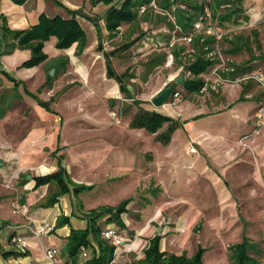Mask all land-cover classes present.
Segmentation results:
<instances>
[{
  "label": "rangeland",
  "instance_id": "obj_1",
  "mask_svg": "<svg viewBox=\"0 0 264 264\" xmlns=\"http://www.w3.org/2000/svg\"><path fill=\"white\" fill-rule=\"evenodd\" d=\"M88 2L91 1L88 0ZM116 2L117 0H113L109 3L100 2L92 5L95 7L92 11L98 16L103 15L102 19L93 17L97 29L101 26V21L105 25L104 14ZM83 4H85V0H80L78 10L89 15L85 10L87 8L91 9L90 3L85 4V6ZM143 26L145 30L148 27L145 24ZM256 26H259L261 30L259 34L261 42L260 52L264 53V19ZM251 28L252 26H249L245 30H250ZM150 29L151 26L148 30ZM98 30L100 31V29ZM240 30H244L243 27L238 28L237 32ZM87 34L89 40L92 41L93 36L89 32ZM161 34L165 36L163 33ZM118 35L121 34L119 33ZM134 36L135 34L132 35V37ZM132 37L128 38L131 39ZM117 38L114 40H109L108 38L109 42L105 38L104 42L101 43L102 50H97L96 43L93 47L89 48L86 55L82 56L80 63L82 64V61L86 62L80 69L71 66L68 58V63L62 71L64 75L69 76L71 73L72 76H59L58 81L62 87L58 93L65 92L69 86H73L63 96L59 97L56 93L53 94V91H51V95L46 96L45 93H40V87L32 92L33 94L30 98L34 103L31 110L32 116L28 118L29 114L27 113L26 118L18 120L15 133L20 135L21 139L17 140V142L23 140V133H25L27 126L31 124L42 125L44 121L55 122L57 126L56 133L58 134L56 136L57 145L55 148L59 151L63 150L64 157L60 156V159L64 165L65 176L67 178H70L78 186H88L84 182H76L72 179L76 176V168H86L88 170L89 167L100 166V169L97 170L98 173L95 171L91 176V179L97 182V184H91L93 187L77 192L73 187H70L67 192L63 193L68 194L65 196L63 204H67L70 207L74 206L75 208V204L85 203V206L97 208L99 206H115L122 200L127 199L126 197H131L126 205L128 213L127 215H122V220L125 222L124 228H120L115 223L105 224L104 218L98 220L101 229L107 227L106 225L115 226L118 235L124 240L122 245L116 246L115 256L118 258L117 260L120 259V262L116 263V260L115 264H133V260L143 256V250L155 235H160L161 248L167 253H174V251L178 252L183 249H197L198 244H202L201 247H205L202 253V262L204 264H229L228 245L239 242L243 233L254 243L250 254L257 258L261 264H264V155L260 156V152L253 149V146L264 144V127H262L259 134H256L260 139L255 142L251 140L250 143L246 139L248 137H240L239 144L234 146L235 148L232 147L231 151L228 150L237 157L226 162L225 168L215 169L222 176L226 184L224 189H222L221 183H219L221 188L216 184L217 180L206 182V178L191 179V176L185 180L190 183V186L176 188L172 192L163 191L153 180L149 182L147 176L141 178V182L135 192H131L133 190L134 180L132 179L135 177L134 175L131 178H125V182L123 181L124 178L110 181L108 175L112 172H108L107 175V165L104 163L107 160V157H105L106 153L96 150L104 146L99 139L109 136L107 124L123 127L127 123V119L131 117L129 120L131 121L133 115L138 110L155 109L160 113L178 118L180 122L184 123L183 127L187 130L185 122L186 125H191V119H189L190 112L189 107L187 110L183 109V107L190 105L194 107V102L208 104L211 107L212 104L210 102L217 100L220 90L218 88L217 91L210 90L205 93L192 94L191 97L185 99V90L182 88V82H176V79L182 73V70H179L181 65L175 64L172 67L160 66L156 68L151 73H148L147 80L143 81L142 75L145 73L143 63L146 61V57L143 55L146 53L139 51L141 45L139 46L136 43L128 49L119 50L112 56V63L118 72L131 68V72L136 76L133 79L136 86L134 90L131 89V92L134 98L139 99V103L135 104L123 92L120 95L115 94V97H112L113 103L111 102L112 104L110 105L108 103L107 107V91L105 90L107 69L102 52H107L128 39L125 37ZM144 52H147V50H144ZM260 52L259 50H254L256 55L261 54ZM80 54H77L75 49L73 55L77 57ZM248 58L249 54L242 51L236 56V61L240 62ZM252 64H254L255 71L258 70L259 73L264 75V56L256 58ZM50 72V75H54V80L58 74V70H55L53 73ZM74 73H78V75H73ZM72 78L74 79L70 80ZM173 82L175 83L174 91L178 90L182 95L181 102L174 106L169 104L155 106L152 104L151 99L165 87H171V83ZM35 83L36 81L34 80V83L30 85H34ZM50 83L52 84V80ZM231 83L236 84L232 87L233 89L241 87V91V84H249L250 88L248 92L251 94L256 93L257 96L261 95L257 99L256 111L264 103V93H261L259 84L255 80L249 79L248 81H238L237 83L233 80ZM228 86H225V90L229 88ZM108 100L110 101L111 99L109 98ZM171 100L172 95L165 103ZM40 101L47 104V107L42 106L39 103ZM20 108L25 109L26 105ZM219 108L222 110L224 107L220 106ZM112 110L116 111L120 119L119 122H116L111 117L110 112ZM39 112L44 113L41 118L39 117ZM226 112L229 114L228 110ZM211 114H214V112ZM255 120L256 117H254V123ZM207 128L209 130H219L223 133L227 132L224 125L218 124L217 119H213ZM132 137L135 138L134 135L128 132L127 142L129 144L134 139ZM0 141L1 143L4 141L1 134ZM1 143L0 149L2 150ZM61 143L65 144L66 148L61 147L63 146ZM191 143H189V146ZM151 145L149 141L146 147L151 148ZM192 145L196 147L195 144L192 143ZM87 148H90L91 152L78 155V152H85ZM261 149H264V146ZM95 151L99 152L96 153ZM185 157L189 159V157ZM80 159L83 160L81 161ZM8 161V159L4 158L3 163H7ZM123 162L127 163L128 161L124 158ZM163 171L166 172V170ZM212 178H215V176ZM80 198L82 199V203L79 200ZM132 202L133 204H131ZM141 219L143 222L142 227L135 228L133 225ZM43 223L48 222L44 221ZM85 228L86 226L83 229ZM176 234L178 235L177 240L170 243V240ZM173 244L176 247L171 248L170 245L172 246ZM183 253L190 257L195 252L188 253L184 251ZM90 254L91 251L89 250L87 255L90 257ZM79 261L85 263L81 257Z\"/></svg>",
  "mask_w": 264,
  "mask_h": 264
},
{
  "label": "crops",
  "instance_id": "obj_2",
  "mask_svg": "<svg viewBox=\"0 0 264 264\" xmlns=\"http://www.w3.org/2000/svg\"><path fill=\"white\" fill-rule=\"evenodd\" d=\"M79 3L80 0H26L23 4H17L12 0H0V15L6 17L7 23L12 29H25L36 24L41 13L51 17L55 15L66 17L68 15L65 8L71 11H77L79 9ZM87 3H90L91 9L87 8L85 11L89 15L83 13L76 15V19L84 29L87 38L85 48L77 57L73 55L76 44H73L68 49L61 50L55 47V38H51L45 43L44 50L48 54V58L42 64L32 68L21 67L20 64L29 58L30 51L28 49L16 48L10 53H2L3 40L0 29V112H3V115L0 116V134L4 140L2 143L0 141L3 147L2 150L0 149V220L7 224V226L0 228V264H45L43 261V253L46 248L57 249L60 255L58 264H64L66 257V237L69 235L71 229H83L88 224L85 213L93 209V207L85 206V203L75 204V208L74 206L70 207L67 204H63V200L68 194H60L57 196V201L53 205H40L47 197V194L49 195L56 190V186L54 183H49L35 187L34 177L55 171L58 167L59 160H61L60 158L64 157L63 150L59 151L55 148L57 145L56 136H58L55 122L44 121L42 125L31 124L27 126L21 142H17L21 137L15 133L18 120L26 118L27 113L29 114L28 118L32 116L31 110L34 106V103L30 100L33 94L32 92L40 87L41 94L45 93L48 96L53 91V94L56 93V95L61 97L73 86H69L65 92L58 93L62 87L58 81L59 76H72L70 72L69 76L64 75L62 70H58V74L52 80L51 85L46 84L47 74H49L51 69H53V72L55 71L54 67L50 68V64L54 59L57 60L63 54L67 55L70 65L80 69L86 62L82 61V64L80 63L82 56L86 55L89 48L93 47L96 43L98 50V42L103 43L105 38L109 42L108 32L103 22H100L101 26L98 27L100 29L99 31L93 19V17L102 19L103 15L98 16L92 11V9H95L92 6L94 4L85 0V4ZM262 4H264V0H243L244 13L248 16L247 22L250 26H255L256 22L264 19V5ZM87 32L93 36L92 41L89 40ZM157 41L160 42L161 40L154 35L142 38L140 42H137V45H141L139 51L150 48ZM73 75H78V73H74ZM34 80L36 83L30 85L34 83ZM106 81L105 90L107 91L108 107V103L109 105L113 103L112 97H115V94H122L123 91L120 89L117 81L108 77V75ZM226 85H229V88L225 90ZM235 85V83L224 84L220 88L217 100L210 102L212 104L211 107L201 102H194V107L190 104V106L183 107L185 110L189 107L191 125H186L185 122L189 133L183 127L184 123L174 117L182 125L175 129L167 144H162L155 138V134L148 133L143 128L129 127L128 124L131 117L127 119V123L123 127L107 124V133H109V136L99 139L104 146L96 150H99L101 153H106L105 157H107V160L104 163L107 165V175L108 172H112L108 175L110 181L117 178H124L123 181L125 182V178H131L134 175L135 177L132 179L134 180L133 190L131 192H135L141 182V178L147 176L149 182L153 180L163 191L167 190L172 192L176 188L190 186V183L185 180L191 176V179L206 178V182L217 180L216 184L219 185L221 183L222 189H224L226 184L222 176L215 169L225 168L226 162L237 157L228 150L231 151L232 147L237 146L239 144V138L249 135L255 127L254 113L258 99L256 93L251 94L250 92L245 95V99H239L241 87L233 89L232 87ZM129 89H131V86ZM260 91L264 93L261 87ZM109 98L111 99L110 101L108 100ZM24 105H26V108L21 109L20 107ZM220 106H223L225 109L220 110ZM227 110L229 114H227ZM213 112L214 114H211ZM43 115V112H39L40 118ZM213 119H217L218 124L224 125L227 132L223 133L215 129L209 130L207 128L208 124ZM128 132L135 136V138L132 137L134 139L131 140L130 144L127 142ZM247 137L246 139L250 143L251 140L255 142L260 139L259 136L253 134ZM149 141L152 144L151 148L146 147ZM191 142L196 145L195 153L188 151V146ZM61 145H63L61 147L66 148L65 144L61 143ZM262 146L264 144L253 146L254 151L260 152V156L264 155V149H261ZM99 151L95 152L97 153ZM87 152H91L90 148H87L85 152H78V155ZM185 156L189 157V159ZM4 158L9 161L3 163ZM124 158L128 161L127 163L123 162ZM80 160L82 161L83 159ZM133 162L135 163L133 164ZM61 165L64 167L63 163ZM99 169L100 166L89 167L88 170L86 168H76L77 177L74 176L72 179L76 182L96 185L97 182L93 181L91 176L95 171L98 173L97 170ZM163 170H166V172ZM213 176L215 178H212ZM219 187L221 188L220 185ZM79 200L82 203V199L80 198ZM16 207L27 208L26 215L16 212ZM127 213L128 207L127 211L123 214L127 215ZM25 216L30 217L34 223L47 221L52 226V230L48 234L35 238L23 227L27 222ZM61 216L67 217L68 222L55 227L58 218ZM142 225L143 222L141 219L136 221L133 226L139 228ZM15 232H19L25 236L27 243L25 252H20L16 245L10 241V236ZM177 237L178 235L176 234L170 240V243L176 241ZM170 247L176 246L173 244ZM161 250L163 249L161 248ZM195 250L194 248L183 249L178 252L174 251V253L181 254L184 251L192 253ZM86 252L89 253V249ZM40 256H42L41 259ZM80 257L83 261H86L89 255L83 257L80 254ZM79 264L85 263L79 261Z\"/></svg>",
  "mask_w": 264,
  "mask_h": 264
},
{
  "label": "trees",
  "instance_id": "obj_3",
  "mask_svg": "<svg viewBox=\"0 0 264 264\" xmlns=\"http://www.w3.org/2000/svg\"><path fill=\"white\" fill-rule=\"evenodd\" d=\"M12 1L17 4H23L26 0ZM90 1L95 5L100 2L109 3L113 0ZM151 1L117 0L116 4L112 5L104 14L105 28L108 32L109 40L118 39L117 37L128 38L135 34L131 39L128 38L127 41L122 42L119 46L103 53L108 77L115 79L126 97L132 99L135 104L139 103V99L134 98L131 89H135L136 83L132 79L136 76L131 72V68L118 72L112 63V56L121 49L130 48L145 36L151 35L152 30H155L156 36L160 38L162 44H154L146 49L147 52L142 51V53H146L143 55L146 57V61L143 63L145 73L142 75V80H147L148 73H151L160 66H165L169 51L167 40L170 38V33L168 31L178 26L179 31L177 35L179 37L192 33L194 23L198 16L203 13L205 4L210 9L211 23L223 26L225 30L220 44L227 58L226 63L229 71L219 70V73L229 80H234L237 76L252 74L258 71L254 70L252 62L256 58L264 56V53L260 52L261 42L259 34L261 30L259 26H256L262 20H259L255 24V27L251 25L252 28L250 30H245L250 25L247 26L248 16L244 13L243 0H154L158 7L157 11L152 6H149ZM57 3L61 5L58 1ZM143 5H145V9L142 11ZM65 10L68 15L66 17L60 15L51 17L41 13L37 23L25 29H12L9 27L6 17L0 15V29L3 40L2 53H10L16 48L28 49L30 56L20 66L37 67L48 58V54L44 50L45 43L51 38H55L56 48L65 50L76 44V53L80 54L87 44L85 31L76 19V15L82 14V12L79 10L71 11L66 8ZM171 16H173V21ZM241 23L247 24L246 26H240ZM144 24L148 25L146 30L144 29ZM150 26L151 31L148 30ZM240 27H243L244 30L237 32V29ZM231 28H236V30L229 31ZM165 29H168L167 32ZM119 33L121 35H118ZM161 33L165 36H162ZM214 41L215 38L212 35L193 33L190 42H177L170 47L173 61L167 67H172L173 64L181 65V69L179 68V70H182V74L184 75L181 85L185 90V99L191 97L192 94L200 93V89L204 84V76L215 66L217 60L213 55H209L213 50ZM98 50H102L100 41L98 42ZM254 50H259L261 54L256 55ZM242 51L247 52L249 58L238 62L235 56ZM67 63L68 56L63 54L57 60L54 59L51 62L50 68L54 67L55 70H64ZM53 78L54 75L47 74L46 84H51L50 82ZM171 84V92L164 100V103L171 97L174 91L175 83ZM128 85L131 86V89L128 88ZM241 86L242 91L239 99L243 100L249 91L250 85L241 84ZM259 96L261 95H258L257 98ZM39 103L47 107V104L43 101ZM2 115L3 112H0V116ZM128 125L131 128H143L148 133L155 134V138L162 144H167L171 139L172 133L182 124L175 118L156 110L140 109L133 115ZM251 134L252 132L249 135ZM34 181L35 187L49 183H54L56 186V190L40 203L42 206L53 205L57 201V196L67 192L71 185L76 192L93 187L92 185L78 186L74 184L70 178L65 176V168L61 165V160H59L55 171L46 175L35 176ZM128 202L129 198L122 200L118 205L99 206L85 213L88 221L86 228L71 229L69 235L66 237L64 264H79L81 247H85L91 251V256L86 259L85 264H115V262H112L115 246L108 243L101 236L103 229H101L98 220L104 218L105 224L115 223L120 228H124L125 224L122 220V214L127 211L126 205ZM67 222L68 218L61 216L58 218L55 227ZM160 239V235H155L151 238L149 244L143 250V256L133 260V264H204L202 262L204 248L200 244H198L195 253L188 257L184 253H167L161 250ZM253 247L254 243L252 240L243 233L239 242L228 245L229 264H261L257 258L250 254V250ZM118 262H120V259L116 261V263Z\"/></svg>",
  "mask_w": 264,
  "mask_h": 264
},
{
  "label": "built area",
  "instance_id": "obj_4",
  "mask_svg": "<svg viewBox=\"0 0 264 264\" xmlns=\"http://www.w3.org/2000/svg\"><path fill=\"white\" fill-rule=\"evenodd\" d=\"M149 6H152L155 8L157 11L158 7L154 0H152L149 4ZM145 9V5L142 6L141 10L143 11ZM171 19L173 21V16H171ZM247 23H241L240 26H246ZM250 24L248 23L247 26ZM239 27V26H237ZM168 29H165L167 32ZM236 28H231L229 31H234ZM179 31L178 26H175L174 29L171 31H168L170 33V38H168V55L166 58L165 66H170L173 61V56L170 53V47L177 42H190L192 40L193 33H201V34H209L214 36L215 41L213 42V50L210 52L209 55H213L215 57L216 64L215 66L210 70L209 73H207L204 76V84L202 88L200 89V93H205L209 92L210 90H218V88L222 87L226 83H231L233 80H229L226 77H223L220 73L219 70L222 71H228L227 68V58L223 53L220 40L223 38L225 34V30L223 29V26L220 25H215L211 23V13L209 6L207 4L204 5L203 7V13H201L197 20L194 23V28L193 32L187 35H183L182 37H179L177 35V32ZM151 35L156 36V31L152 30ZM144 38H147L145 36ZM157 44H162V42H156L155 45ZM192 51V49H190ZM181 69V68H180ZM249 79L255 80L259 86L264 90V75L261 73L254 72L252 74H245L242 76H237L234 81L237 83L238 81H248ZM182 95L181 93L176 90L172 94V100L168 103L171 106H174L181 102ZM262 103V102H261ZM111 117L116 121L119 122L120 119L115 111L110 112ZM256 120H255V127L252 130V134H259L262 127H264V103L258 107V110L256 111L255 114ZM247 137V136H245ZM188 151L190 153H194L196 151L195 146L190 144L188 147ZM0 160H1V155H0ZM16 212H20L23 215H26L27 208L25 207H16L15 208ZM27 222L23 225V227L30 232L32 236L35 238H39L40 236L44 234H48L52 230V226L48 223H34V221L28 217L25 216ZM7 226L6 223H4L2 220H0V228ZM101 236L110 244H113L115 246L122 245L124 243V240L118 235L117 230L115 226L113 225H107L102 231H101ZM10 241L16 245L17 249L20 252H25L26 251V239L25 236L21 235L19 232H15L10 236ZM85 247L80 248V254L81 256L85 257L87 255ZM118 258L115 256V251H114V258L112 262H115ZM43 261L45 264H58L60 261V255L57 249L55 248H46L43 253Z\"/></svg>",
  "mask_w": 264,
  "mask_h": 264
},
{
  "label": "water",
  "instance_id": "obj_5",
  "mask_svg": "<svg viewBox=\"0 0 264 264\" xmlns=\"http://www.w3.org/2000/svg\"><path fill=\"white\" fill-rule=\"evenodd\" d=\"M50 73H53V69L50 70ZM183 74L181 73L180 76L176 79L177 83L182 82L183 80ZM128 88H130V86L128 85ZM170 86L165 87L164 89H162L159 93H157L152 99L151 102L155 105V106H160L164 103V100L168 97L169 93H170ZM1 167V164H0Z\"/></svg>",
  "mask_w": 264,
  "mask_h": 264
}]
</instances>
